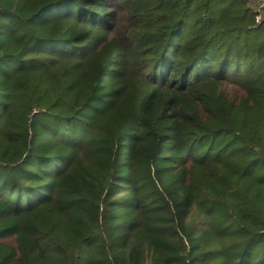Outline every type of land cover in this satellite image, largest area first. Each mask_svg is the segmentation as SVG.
<instances>
[{"label":"trees","instance_id":"16d2710c","mask_svg":"<svg viewBox=\"0 0 264 264\" xmlns=\"http://www.w3.org/2000/svg\"><path fill=\"white\" fill-rule=\"evenodd\" d=\"M256 15L0 0V264H264Z\"/></svg>","mask_w":264,"mask_h":264},{"label":"built area","instance_id":"2783aa9c","mask_svg":"<svg viewBox=\"0 0 264 264\" xmlns=\"http://www.w3.org/2000/svg\"><path fill=\"white\" fill-rule=\"evenodd\" d=\"M253 7L256 9V22H260L264 16V0H252Z\"/></svg>","mask_w":264,"mask_h":264}]
</instances>
